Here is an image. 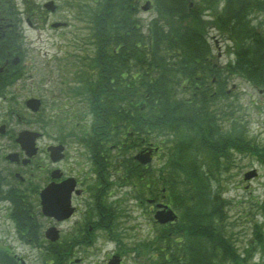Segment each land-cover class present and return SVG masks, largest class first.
Segmentation results:
<instances>
[{
  "label": "trees",
  "instance_id": "1",
  "mask_svg": "<svg viewBox=\"0 0 264 264\" xmlns=\"http://www.w3.org/2000/svg\"><path fill=\"white\" fill-rule=\"evenodd\" d=\"M151 1L155 16L149 22L139 15V0H93L95 9L88 10V38L97 44L89 66L98 77L82 93L93 112L92 133L111 141L117 137L118 144L133 142L116 151L121 166L134 165L133 150L146 144L168 149L167 184L185 190L175 199L182 221L171 228L182 240L166 236L168 249H157L167 253L156 264H175L169 257L176 264H250L226 232L228 201L219 173L235 165L232 150L264 167V143L245 140L247 129L235 116V85L228 88L238 76L264 90V0ZM211 19L232 42L235 58L227 63L219 60L208 37ZM231 121L230 131H221L219 123ZM223 155L227 159L220 164ZM140 167L145 176L148 169L140 163L134 173ZM164 170L159 168L161 178ZM255 205L263 221L255 222L253 234L264 264V198ZM20 211L21 223L28 212ZM0 263L13 264L1 249Z\"/></svg>",
  "mask_w": 264,
  "mask_h": 264
},
{
  "label": "rangeland",
  "instance_id": "2",
  "mask_svg": "<svg viewBox=\"0 0 264 264\" xmlns=\"http://www.w3.org/2000/svg\"><path fill=\"white\" fill-rule=\"evenodd\" d=\"M12 1L19 7L18 9L21 13L19 14L21 19L19 32L22 33L24 37L23 45L28 50L29 57L26 60L29 62V66H31L29 73L34 74L35 77L34 81H32V78L24 80V97L31 96L34 93L38 95V92L41 96L46 95L47 110H44V113L39 118L25 111L24 114H21L24 118L23 122H18L12 118L9 124L15 127L19 126V128L35 127L39 126L37 119H43L47 125L45 132L49 134L46 136V139L43 138L41 140L42 142H46L48 138H52V132H63L66 126L72 130L83 132L87 125L84 114L72 112L76 110H73L74 108L78 109V107H75L76 105L82 106L80 102L82 99L79 94L84 91L79 84L82 82H78L76 70L82 63L81 58L85 56H87L86 62L88 64L84 63L85 70L88 69L89 62L96 53V45L88 38V31L92 27L91 15L88 10L90 7L95 9L96 4L93 0H54L59 5V8L55 12L48 13V11L38 9V13L27 16V8L24 5L25 0ZM27 1L30 6H36L42 5L46 0ZM144 2L145 0H141L140 5ZM139 15L144 21L148 22L155 16V12L152 10H141ZM52 21H67L69 26L54 28L51 26ZM212 21L214 19L210 20V24L214 25ZM29 22L32 25H29ZM211 25L208 28L210 35L211 37L216 35L220 39L221 45V48H216L213 44L214 53L224 63L225 61L234 59L235 56L229 53L228 43L221 35L222 32L220 34V30L213 29ZM219 52L223 54L219 56ZM94 71H96L95 68ZM94 75L96 77V73ZM25 76L29 75L26 73ZM62 76L66 77L64 81H66L67 91L64 89L65 85L63 86L56 82V79L59 81L58 79ZM89 79L86 78L83 83ZM234 85L235 88L231 94L235 93L237 95L234 101L238 105L235 116L240 115L241 119H237L238 122L242 123L240 127L245 125L247 129L246 135L248 138L245 140L254 141L255 144L260 145L264 142V93L262 91L259 92L250 82L238 76L230 79L228 88H233ZM52 87H55V89ZM69 89L71 92H69ZM63 91L66 94L65 96H60L63 104L60 105L59 100H57L56 104H53V93H56L58 97ZM10 97L11 93L8 91V102L4 105L7 106V110L8 107L14 105L10 101ZM50 103L52 106L49 105ZM218 105L221 107V104ZM55 106H63L67 113L68 111L72 113L65 120L62 116H66L67 113L63 114L62 110H59L61 111L59 113L61 116H56L52 112L55 110H51V108ZM4 111L5 108L2 110L1 116L5 114ZM9 117L12 116L9 115ZM68 117H70V120ZM43 123L40 122V124ZM54 123H57L55 129L52 126ZM219 124L221 131L228 133L232 121L223 124L220 122ZM251 136H255L257 140L249 139ZM163 151H160L153 160L152 166L154 168L162 165L165 160ZM229 155H231L230 159L235 165L219 173L220 186L225 191V197L228 201L224 207V211L227 214L226 225L228 226L226 232L236 245L237 252H240L242 255H249V263L255 264V260L258 259L260 253V243H256L258 241L255 238L256 235L253 234V226L255 222L260 223V219L263 218L255 202L260 201L264 197V167L260 163H255L256 161L254 162L249 155L238 151L232 150V153ZM225 156L223 155L219 158L221 160L220 164L227 159ZM255 167L259 175L244 180V173ZM121 191L119 190V192ZM3 205H5V202H0V245L12 247V252L23 257L27 264H44L39 254V248L20 240L13 222L8 218L9 210L4 209ZM121 205L129 208L127 213L125 211L121 212L124 216L120 219L122 222L120 225L121 230L124 231L123 228H126V232L131 237L125 238L126 243L130 245L133 241L137 243L138 241L146 240L144 253L140 257H137L133 251L127 253L124 264H156L160 260V257L165 256L164 253H167L166 240L168 242V239H165L161 235L162 233H159L158 240L153 243V238L160 227L151 220L150 215L147 213V211H150L149 206L147 204L139 205L133 201H125ZM110 239L111 237L107 232H99L98 239L94 243L90 242L89 245H86L85 251L82 254L81 252L78 253L84 258V262L81 264H106L105 259L107 255L116 245ZM250 241H252L251 244H249ZM247 244L249 245L248 249H246ZM160 245H163L164 249H166L161 253L162 255L158 254L157 248ZM168 259L175 264L177 263L173 257H169Z\"/></svg>",
  "mask_w": 264,
  "mask_h": 264
},
{
  "label": "flooded vegetation",
  "instance_id": "3",
  "mask_svg": "<svg viewBox=\"0 0 264 264\" xmlns=\"http://www.w3.org/2000/svg\"><path fill=\"white\" fill-rule=\"evenodd\" d=\"M13 30L8 16V0H0V99L2 106L4 102H7L8 91H10V99L14 104L8 107L2 116L3 109L0 110V200L6 203L5 208L8 205L12 209L19 204L27 206L31 224L29 230L23 227L26 224L25 221L20 223L21 209L15 215L20 224H17L20 238L32 240L38 237L42 240L46 237V228L55 226L59 230L60 239L67 238L70 242H76L73 246L71 245L73 250L69 248L63 252V264H81L84 262L81 254L85 251L86 243L98 239L99 232L105 231L104 225L109 226L107 221L111 222V225L119 221L116 218L118 198L115 197L118 194V188L121 187V169L120 164L115 167L114 162L111 161V158L116 160L115 155L113 156L116 149L111 148L113 143L103 137L95 136V133L89 137L88 130L78 132L67 126L61 133L52 132V138L42 142L41 140L46 139L49 134L45 132L47 126L40 124L45 122L42 119H37L39 126L35 127L19 128L9 124L12 118L23 122L24 118L21 114H24L26 110L30 111L26 106L28 98L24 97V80L27 78L35 80L33 74L34 78L24 74L23 63H21L22 50L11 45L13 51L1 52L4 47H9L8 37ZM15 56L20 57L17 63L14 62ZM60 78L63 81L66 77ZM62 84L64 86L65 82ZM52 88L55 89V87ZM65 95V91L58 97L56 93H53V104H56L57 100L60 101V105L63 104L60 96ZM29 97H37L41 100L40 111L38 114H33L39 118L40 113L47 110L46 100L44 102L46 95L41 96L38 92V95L34 93ZM49 105L52 106L51 103ZM51 110H55L52 111L55 115L61 113L59 110L63 113L67 112L63 106H55ZM52 126L55 129L57 123ZM26 129L40 134L36 141L35 153L31 156H27L23 145L18 141L19 134ZM150 173L151 170H149ZM49 185L53 186V189L61 188V192H54L51 196V201L55 203H59L62 192H68V198L64 203H68L70 212L63 219H59L56 214L48 217L42 212L41 194ZM148 185H150V177ZM150 207L153 208L154 205L151 204ZM46 221L47 226H44ZM118 245L109 257L114 253L123 257V251ZM80 252L81 254H78ZM67 255H73V257H66ZM58 256H61V253ZM120 264H123V259Z\"/></svg>",
  "mask_w": 264,
  "mask_h": 264
},
{
  "label": "water",
  "instance_id": "4",
  "mask_svg": "<svg viewBox=\"0 0 264 264\" xmlns=\"http://www.w3.org/2000/svg\"><path fill=\"white\" fill-rule=\"evenodd\" d=\"M46 6L50 9H54L53 6H52V1L47 3ZM145 8L147 7L144 6ZM60 23H55L54 25H58ZM27 105L32 108L33 110H37L39 108V105H40V100L39 99H36V98H30L29 100H27ZM36 133L34 132H31V131H24L20 134V140L22 141L23 143V146L25 148H32L33 147V144H34V139H35V136ZM136 158L139 159L140 161L142 162H148L150 160V153L149 152H140L136 155ZM256 170H251L249 172H247L245 174L246 178H249V177H252L254 175H256ZM54 192H61V188H57V189H53V186H48L46 189L43 190L42 192V205H43V211L44 213L46 214H56V216H66L68 214V203H64L68 198V192L66 193H63L62 192V196L61 198L59 199V202L60 203H55L53 201H51V196ZM62 198L64 199L63 202L62 201ZM61 214V215H60ZM65 214V215H64ZM156 217L159 218L160 221L164 222V221H167V220H171V219H174L175 218V214L173 213V211L169 210L167 212H158ZM47 235L52 238V239H56L57 238V231L54 227H50L48 230H47ZM117 260H115L114 262H111V263H116Z\"/></svg>",
  "mask_w": 264,
  "mask_h": 264
}]
</instances>
